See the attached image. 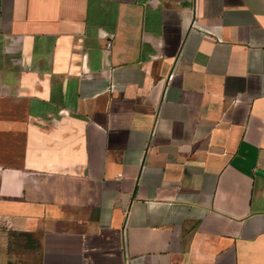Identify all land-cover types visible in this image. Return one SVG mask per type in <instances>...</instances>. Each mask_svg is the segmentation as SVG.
I'll return each mask as SVG.
<instances>
[{
    "label": "crops",
    "instance_id": "1",
    "mask_svg": "<svg viewBox=\"0 0 264 264\" xmlns=\"http://www.w3.org/2000/svg\"><path fill=\"white\" fill-rule=\"evenodd\" d=\"M9 263L264 264V0H0Z\"/></svg>",
    "mask_w": 264,
    "mask_h": 264
},
{
    "label": "rangeland",
    "instance_id": "2",
    "mask_svg": "<svg viewBox=\"0 0 264 264\" xmlns=\"http://www.w3.org/2000/svg\"><path fill=\"white\" fill-rule=\"evenodd\" d=\"M13 249L14 250L16 249V251H18V252H22L23 246H20V244H17V245H15V247Z\"/></svg>",
    "mask_w": 264,
    "mask_h": 264
},
{
    "label": "built area",
    "instance_id": "3",
    "mask_svg": "<svg viewBox=\"0 0 264 264\" xmlns=\"http://www.w3.org/2000/svg\"><path fill=\"white\" fill-rule=\"evenodd\" d=\"M109 47H110V41H107L106 42V49H109Z\"/></svg>",
    "mask_w": 264,
    "mask_h": 264
},
{
    "label": "trees",
    "instance_id": "4",
    "mask_svg": "<svg viewBox=\"0 0 264 264\" xmlns=\"http://www.w3.org/2000/svg\"><path fill=\"white\" fill-rule=\"evenodd\" d=\"M9 264H11V263H9Z\"/></svg>",
    "mask_w": 264,
    "mask_h": 264
}]
</instances>
